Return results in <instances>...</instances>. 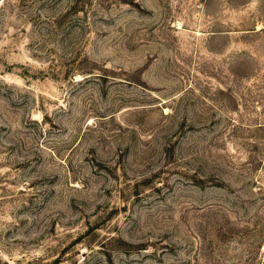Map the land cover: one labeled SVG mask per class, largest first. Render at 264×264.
Segmentation results:
<instances>
[{"label": "rangeland", "instance_id": "374dc122", "mask_svg": "<svg viewBox=\"0 0 264 264\" xmlns=\"http://www.w3.org/2000/svg\"><path fill=\"white\" fill-rule=\"evenodd\" d=\"M0 264H264V0H0Z\"/></svg>", "mask_w": 264, "mask_h": 264}]
</instances>
